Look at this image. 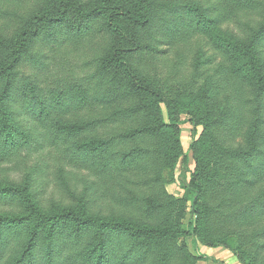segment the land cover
Instances as JSON below:
<instances>
[{
	"label": "rangeland",
	"instance_id": "1",
	"mask_svg": "<svg viewBox=\"0 0 264 264\" xmlns=\"http://www.w3.org/2000/svg\"><path fill=\"white\" fill-rule=\"evenodd\" d=\"M134 1L77 0L84 12L98 6L110 7L111 11L124 8L134 12ZM151 1L152 12L162 9L167 1L177 2L179 7L173 16L153 22L154 39L151 41L156 52L130 53L134 71L144 72V76H139L155 85L162 94L163 99L157 101L160 115L153 111L154 134L136 141L113 142L115 150H132L139 144L148 151L135 158L126 169L114 167L116 160L111 161L109 168L99 167L94 159L83 160L70 149L78 138L51 135L47 124L39 123L24 110L15 91L12 110L16 115L11 116L10 122L14 129L25 128L34 140L16 148L8 157L0 156V185L21 189L28 185L31 203L46 214L70 208L82 211L84 217L126 220L142 226L145 231L134 236L139 240L133 246V252H137L130 253L131 256L144 252L143 256L148 258L156 252L159 256L167 255L166 264H222L220 259L213 258L216 253L209 255L213 258L210 260L198 257L204 247L202 241L211 242L216 238L214 252L229 251L237 258L236 254H241L253 264L256 256L263 255L264 250L259 246H264V237L257 242L248 237L255 238L254 230L264 228V195L258 207L254 209L250 205L249 218L241 215L245 212L230 214L240 211L244 197L257 200V195L264 190L261 174L264 141L258 155L256 152L251 155L256 158L238 155L245 147L240 145L242 130L236 127L233 130L240 122L233 113L237 105L242 109L244 129L252 126L256 113L252 111L251 88L260 83V75L264 82V71L259 72L264 65V34L257 38V45L253 44V33L245 25L248 15L254 19L257 15L251 10L248 15L233 18L230 14L224 18L225 0ZM60 12L50 0H0V66L5 67L0 74V92L8 80L13 81L14 88L33 80L46 98L58 86L86 82L94 71L95 60L108 52L113 41L119 40L101 26L105 13L92 21L88 32L75 34L77 27L85 29L84 18L69 10L56 22ZM117 17L116 24L125 33L122 46H129L128 38L136 40L143 35L142 29L127 18ZM52 30L58 33L54 41L50 37ZM20 35H23L22 51L16 58ZM199 60L202 65H198ZM90 87L93 93L102 86L93 79ZM241 92L245 93L247 101H240ZM231 96L237 97L239 102L230 104L231 113L225 117ZM80 114L83 110L76 112L70 106L63 118ZM134 117L116 119L98 131L106 130L107 136L113 137L116 132L135 124ZM262 123L260 133L264 134V119ZM254 140L264 138L256 136ZM181 147L186 155L185 163L181 162ZM95 160L102 162V157L97 156ZM245 161H250L251 165ZM242 173L245 175L240 176ZM226 174L234 179L224 185L219 179ZM192 178L201 185L195 214L197 237L188 226L189 198L193 192L184 196L183 190L184 185L191 186ZM88 180L94 184L84 190ZM233 188L242 198L235 197ZM82 190L90 196L84 204ZM28 212L24 195L8 194L0 200V215ZM34 220L32 217L36 224ZM115 233L119 235V246L131 236L129 232ZM243 234L245 238L241 239ZM159 241H166L159 250L147 245ZM131 242H126L123 250L130 249L127 243Z\"/></svg>",
	"mask_w": 264,
	"mask_h": 264
},
{
	"label": "trees",
	"instance_id": "2",
	"mask_svg": "<svg viewBox=\"0 0 264 264\" xmlns=\"http://www.w3.org/2000/svg\"><path fill=\"white\" fill-rule=\"evenodd\" d=\"M50 1L61 11L58 18H56V22H59L62 15L69 10H73L81 18H84V22L86 23L85 29L77 27V30L74 32L75 34H81L84 31L88 32L92 21L101 17L102 13H105V21L100 20L101 26L110 31L119 40L117 42L113 41L108 52L95 60L94 71L87 77L88 80L86 82L58 86L50 91L46 98L42 97L39 93L33 80H29L17 86V88H14L13 81L8 80L0 92V156L8 157L12 155L13 150L16 148L24 147L27 143L34 140L33 135L25 128L18 127L14 129L10 122L11 116L16 115L12 110V105L15 102L13 93L17 91V97L19 100H22L24 110H27L39 123L47 124L46 126L51 135L78 138L70 148L74 154L83 158V160L94 159V162L96 161L95 163L99 167L109 168V166H112L110 164L111 161L116 160L117 162L113 165L114 167L126 169L130 167L135 158L145 154L148 149L145 146L136 144V149L127 151L115 150L113 142L115 140L136 141L139 137L144 139L145 136L154 134L156 125L153 113L155 112L160 115L157 101L163 99L161 92L155 85L147 83L146 79L140 77L145 75L144 72L137 71L136 73L134 71V64L131 61L130 53L157 51L156 46L151 41V39H154L152 24L157 18L164 21L166 16H173L174 12L179 8L178 3L174 1L164 2L163 4L165 5L162 9L152 12L149 5L152 2L151 0H135L134 12L124 10V8H117L111 11L110 7L104 6H98L84 12L83 7L77 0ZM225 1L226 3L223 6L224 14H222L224 18L230 14L233 18L240 15H248V12L251 10L257 15L256 19L249 15L245 18L246 27L253 33L252 41L254 43H252L257 45V38L264 34V0ZM173 7L174 9H172ZM180 14L183 15L182 12ZM117 16L127 18L133 25L143 31L141 37L134 38L136 40H129L128 38L129 46H122L121 44L124 41L122 38H125V33L116 24ZM52 33L53 36L50 37L54 41L58 33L53 32V30ZM22 42L23 35H20L19 42L17 43L19 49L17 50L16 58H18V54L22 51ZM16 58L13 61L14 63ZM199 64L202 65L203 63L199 60ZM260 67L259 72L264 71V65ZM3 68L5 69L1 65L0 74L3 73ZM93 79L98 80L102 87L92 93L93 89L90 87V83ZM259 80L260 83H256V86L251 88V98H253L252 111L256 113L252 120V126H247L248 129H244L241 114L242 109H239V105H237V109L233 112L236 119L240 121L234 126L233 130L235 127L242 130L240 145L244 144L245 146L241 148L242 150H239L238 155L242 154L243 156L249 155V157H253L251 155L255 152L258 155L260 145L264 141L260 140L256 142L254 140L256 136L259 139L264 138V134L260 133V127L264 119V82H262L261 75ZM141 96H144V99H141ZM238 97L240 101L246 99L244 98V92H241ZM239 99L235 96L230 97L225 117L231 113L230 104L236 101L239 102ZM97 103H105L109 106H98ZM111 104L116 106L111 107ZM70 106L76 112L83 110V114L77 117L72 116V118L68 119L63 118V115H65ZM133 115L135 116L136 123L130 124L126 129L116 132L113 137H108L106 130L98 131L102 126H105L104 128L108 127L106 124L116 119ZM176 144L178 145L179 142L176 141ZM180 149L182 153L183 148L181 147ZM97 156L102 157V162L95 160ZM255 156L253 158H256ZM181 162H186L185 154L182 155ZM245 163L249 165L251 162L245 161ZM261 165H264V162ZM261 174L263 176L264 171ZM243 175L245 174H240V176ZM233 179L231 175L226 174L219 180H222L220 182L226 185L232 182ZM250 182L254 184L253 180ZM189 183L191 186H183L184 196L190 191L193 192L189 198L191 213L188 226L191 228L192 235H196L197 237L199 232L195 214L197 213L198 202L201 196V185L194 178ZM92 184L94 182L88 180L84 190ZM27 188L28 185L22 189L16 186L0 185V200L7 197L8 194H21L24 195L25 202L29 208V212L24 215H0V260L2 259V264H166L167 255L164 253L162 256H159V253L154 252V256L148 258L143 256L144 252L137 253L134 256L130 255L133 252V246H136L139 240L134 236H138L142 231H145L144 228L142 229V226L132 224L126 220H100L84 217L82 211H74L70 208L46 214L31 203L27 194ZM84 190L80 194L83 198L82 204L90 199V196ZM234 190L235 188H233L235 197L242 198V196L238 195V190ZM263 195L264 190L257 195V200H253L250 196V198L244 197L246 200L242 202L240 211L230 214V216L239 212H245L241 215L244 218L247 216L249 218L251 215L247 211L250 205H253L254 209L258 207ZM247 199H250L249 202ZM32 217L35 218L36 224L32 222ZM69 223L72 226H68ZM93 225H96V228H93ZM64 227L65 229L61 231V228ZM115 232H129L131 236L122 242V246H119V235ZM253 233L255 238L248 237V239L257 242L260 237H264V228H260L258 231L254 230ZM244 238L245 235H241V239ZM215 239L213 238V240ZM130 240L132 242L127 244L131 245V248L123 250L126 242ZM213 240L211 239V242L208 241L209 243L205 240L202 241L204 247L199 250V258H208L209 255L216 253L213 249L217 246V242L214 241V243ZM164 242L166 241H159L157 244L150 242L147 245L160 249V245ZM262 243L264 244V241ZM259 247L264 250V246ZM236 255H238V258H236L239 264H249L241 254ZM252 263L264 264V252L262 256H256V260H253Z\"/></svg>",
	"mask_w": 264,
	"mask_h": 264
},
{
	"label": "crops",
	"instance_id": "3",
	"mask_svg": "<svg viewBox=\"0 0 264 264\" xmlns=\"http://www.w3.org/2000/svg\"><path fill=\"white\" fill-rule=\"evenodd\" d=\"M213 258L220 259L223 262L222 264H239L237 258L229 251H223L220 253V251L216 250V255ZM213 258H209V260ZM206 262L207 261H205V263ZM211 264H218V263H211Z\"/></svg>",
	"mask_w": 264,
	"mask_h": 264
}]
</instances>
